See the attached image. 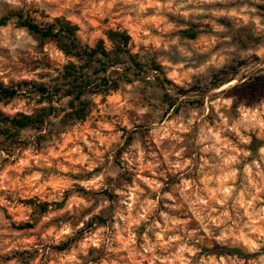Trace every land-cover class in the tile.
<instances>
[{"label":"rangeland","instance_id":"rangeland-1","mask_svg":"<svg viewBox=\"0 0 264 264\" xmlns=\"http://www.w3.org/2000/svg\"><path fill=\"white\" fill-rule=\"evenodd\" d=\"M260 7L264 0H0V19L62 17L89 46L103 39L109 49L104 31H126L145 66L144 80L94 97L83 122L51 119L44 140L26 132L25 146L1 156L0 264H264ZM66 61L13 21L0 27V82L46 83ZM152 63L174 86L199 90L167 85L165 98ZM33 107L16 99L0 110ZM222 247L252 257L208 252Z\"/></svg>","mask_w":264,"mask_h":264},{"label":"trees","instance_id":"trees-1","mask_svg":"<svg viewBox=\"0 0 264 264\" xmlns=\"http://www.w3.org/2000/svg\"><path fill=\"white\" fill-rule=\"evenodd\" d=\"M260 9L264 11V7ZM10 21L33 36L39 46L46 42L54 43L67 61L56 70L54 78L46 83L26 80L8 84L0 82V105H7L16 99L34 103L30 113L8 116L0 110V158L2 155L9 158L16 149L25 146L26 132H34L38 142L44 140L43 132L52 125L51 119H59L63 127L83 122L92 111L94 97L105 98L120 90L122 85L145 79V66L137 55L131 53V38L126 31L105 30L104 36L110 43L108 49L103 39L93 46L83 44L78 38L79 27L62 17L38 22L30 15L14 12L0 19V27H5ZM183 34L190 39L196 37L193 32L184 31ZM148 67L151 69L148 75L156 74L162 79L160 85L165 98L171 93L167 85L182 95L198 89L192 87L183 90L176 87L165 77L160 65L152 63ZM223 83L214 87L219 88ZM28 203L41 213L47 212L49 208L47 203ZM24 227L31 226L26 224L19 226V229ZM70 246L71 241H68L59 250H68ZM208 252L215 256H236L241 259L252 257L239 249L226 247Z\"/></svg>","mask_w":264,"mask_h":264}]
</instances>
